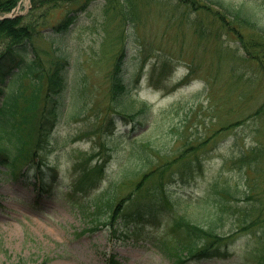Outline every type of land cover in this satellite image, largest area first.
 Here are the masks:
<instances>
[{
	"label": "rangeland",
	"instance_id": "rangeland-1",
	"mask_svg": "<svg viewBox=\"0 0 264 264\" xmlns=\"http://www.w3.org/2000/svg\"><path fill=\"white\" fill-rule=\"evenodd\" d=\"M117 2L113 9L106 0H94L60 35L52 30L65 8L54 10L33 39L46 66L54 51L68 55V84L41 153L54 171L45 169L42 181L37 163L24 165L16 177L0 167V264H111L112 255L122 264H172L154 246L168 235L164 218L137 223L121 240L69 203L81 170L101 164L106 176L100 191L111 183L114 204L123 202L125 211L149 200L164 203V187L170 199L163 205L167 219L203 221L192 202L203 201L215 181L251 186L248 202L236 206L243 212L252 204V218L262 222L227 240V256L198 264H260L246 247L264 248V115H255L264 103V69L218 24L219 31L209 28L211 35L199 38L185 15L187 6L175 0H136L133 23L127 21L126 3ZM30 6L22 0L13 14L25 15ZM122 51L133 87L117 108L108 76ZM31 86L23 78L26 98ZM117 111L131 116L119 118ZM142 148L145 153H139ZM253 149L257 159L252 169L244 165L243 175L238 159ZM133 160L154 161V173L139 191L141 174H118L121 162ZM234 219L226 215L220 232L232 230Z\"/></svg>",
	"mask_w": 264,
	"mask_h": 264
},
{
	"label": "trees",
	"instance_id": "trees-1",
	"mask_svg": "<svg viewBox=\"0 0 264 264\" xmlns=\"http://www.w3.org/2000/svg\"><path fill=\"white\" fill-rule=\"evenodd\" d=\"M20 0H0V14L12 11ZM94 0H31V8L26 15L13 19L0 20V165L8 167L13 175L21 164L35 161L42 152L43 143L52 125L59 118L61 95L67 88L68 55L54 51L51 65L46 66L33 44L36 33H40L41 25H45L52 11L64 9V14L58 24L53 26L57 35L68 32L79 15L85 12ZM136 0H123L126 3L127 21L133 23ZM179 7L187 6L186 16L194 28V32L201 39L211 35V29L218 24L219 28L233 34L241 43L252 60L264 69V0H242L234 3L229 0H175ZM117 0H106L107 8H116ZM176 9L178 6H175ZM133 12V14L131 13ZM208 13L212 21L203 17ZM220 29H214L219 31ZM247 32V33H246ZM208 33V35H207ZM126 54L115 62L109 74V95L115 101L117 108L125 104L129 96V83L126 79ZM23 78L33 83V92L29 98L25 97L22 88ZM46 89L44 93L43 89ZM44 94V95H43ZM26 102L21 106L20 102ZM77 104V103H76ZM124 111V109H123ZM123 111H117L120 118L128 116ZM256 116L264 115V103L256 110ZM131 116V115H129ZM115 119V118H114ZM117 119V117H116ZM6 138L8 145L1 142ZM35 139V142H34ZM34 142V144H33ZM10 144V145H9ZM32 146V148H31ZM196 148L191 146L190 149ZM141 151L139 153H145ZM138 152H134L137 154ZM257 159L256 150L244 154L238 159L239 168L244 175V165L252 169L251 163ZM107 161H104L106 163ZM121 162L119 173L124 176L141 174V180L136 189H142L149 174L153 160H147L141 165L138 160L131 163ZM41 165V161L38 166ZM149 169V170H147ZM166 168L159 173L162 175ZM105 164L96 165L89 169L84 167L74 188V194H82L77 207L83 218L91 224L103 225L113 229V236L120 238L130 229L136 228L137 223L145 219L164 218L167 220L168 235L156 243L160 252L173 264H187L191 262L213 261L227 256L226 241L236 236L246 234L248 230L261 223L260 219H253L252 204L243 212L238 209L236 202L247 201L251 197L252 187L242 189L238 183L229 180L215 181L207 192L203 201L196 204V215L203 221L187 216L172 215L171 219L164 217V207L168 204L169 196L166 189L161 190L160 199L149 200L132 211H125L122 203L114 204V191L111 183L103 191L95 190L106 176ZM154 173V170H150ZM149 188L145 190L149 194ZM226 215L236 216L233 227L228 233L220 232ZM121 224H125L124 226ZM120 231V232H119ZM264 240L263 237H261ZM249 255L258 263L264 264V248L256 251L255 247L247 243ZM247 251V252H248Z\"/></svg>",
	"mask_w": 264,
	"mask_h": 264
}]
</instances>
